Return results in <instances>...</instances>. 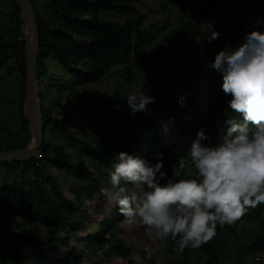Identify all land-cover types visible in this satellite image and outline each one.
<instances>
[{"label": "trees", "instance_id": "obj_1", "mask_svg": "<svg viewBox=\"0 0 264 264\" xmlns=\"http://www.w3.org/2000/svg\"><path fill=\"white\" fill-rule=\"evenodd\" d=\"M243 1V6H239L224 0L223 5L226 4L232 14L224 20L217 17L213 26L219 35L221 32L223 35L218 43L216 39L205 41L202 50L204 62L209 63L225 45L237 46L243 34L252 28L264 29V0ZM212 2L208 0L200 14L184 15L180 20L179 36L182 38L179 41L183 39L186 48L179 46L182 42H177L175 36L167 38L176 49L171 57L163 50L148 54L142 47L140 28L148 12V9L139 12L138 6H142L143 0H30L38 29L37 78L41 56L46 55L70 74L78 85L100 82L113 67L136 68L143 77L141 85L133 92L147 93L154 100L146 105L145 110L132 114L136 122L124 112L110 108L117 103L111 95L95 103L103 110L93 106L74 109L69 114L65 111L53 114L54 101L43 100L41 93L37 92L43 115V138L47 133L49 138L76 149L78 163L71 161L63 147L56 146L48 151L43 143L40 156L32 160L0 161L15 172L14 179L0 187V264H62L63 258H57L60 251H66L70 264H102L111 258H117L120 264H155L152 260L137 261L127 238L110 236L106 233L108 229H103L108 226L106 224L124 220L118 207L104 193L100 202L89 206L85 203L94 192L102 193V188L110 187L107 169L113 158L104 149H120L142 157L149 164L156 161L157 153H162V170L168 174L165 179L175 180L187 178V172L177 169V175L170 165L185 153L197 130L203 129L207 137L201 141L202 144H215L223 135L224 119L234 115L227 110L226 102L230 96L220 88L221 75L200 73L191 59L196 29ZM41 9H56L57 12L48 17L41 13ZM109 13L123 20L117 22L112 17H101V14ZM258 17L260 22L253 24L252 21ZM6 21L8 23L3 30L9 31L10 35L4 37L0 34V66H5L6 74L16 71V77L21 78L20 123L17 129L3 125L6 138H0V150L25 148L32 136L22 106L25 20L15 0H11ZM236 34L241 35L240 42L231 45L229 42L235 41ZM136 38L140 43L138 50L134 51ZM10 61L12 64H8ZM181 95L184 97L182 105L177 102ZM164 120L166 122L162 123ZM80 132L86 133L85 139L80 137ZM48 168L76 174L82 181L89 180L90 183L76 189L72 198L61 190L57 179L47 172ZM29 172L30 184L25 186L21 181ZM124 186L129 193L139 191L131 184ZM258 208L264 211V204H258ZM105 210L109 212L105 214ZM14 217L29 221L31 226L15 224L16 231L12 233L10 226ZM86 222L88 227L91 223L102 222L97 231L102 230L97 237L93 238L91 232L86 236L80 234ZM51 226L63 232L57 234L52 231L43 236L41 229ZM230 228L217 225L216 233L228 232ZM161 241L175 255L177 264H188L186 257L194 248L178 251L173 241ZM210 243L208 240L195 248L191 255L202 249L207 256L201 264H229L213 254ZM252 246L264 252V223Z\"/></svg>", "mask_w": 264, "mask_h": 264}, {"label": "clouds", "instance_id": "obj_2", "mask_svg": "<svg viewBox=\"0 0 264 264\" xmlns=\"http://www.w3.org/2000/svg\"><path fill=\"white\" fill-rule=\"evenodd\" d=\"M205 27L207 41L219 36L211 23ZM207 66L221 73L220 88L230 96L227 110L234 115L224 119L223 135L215 144H202L207 137L199 129L170 165L171 170H186L187 178L165 179L162 153L149 164L118 151L107 169L110 187L101 189L126 224H143L158 239L173 241L178 251L199 248L216 234L217 225L232 224L249 207L264 204V29L245 32L237 46L225 45ZM183 99L181 95L177 102L182 105ZM125 100L135 114L154 98L133 92ZM125 184L139 191L129 193Z\"/></svg>", "mask_w": 264, "mask_h": 264}, {"label": "rangeland", "instance_id": "obj_3", "mask_svg": "<svg viewBox=\"0 0 264 264\" xmlns=\"http://www.w3.org/2000/svg\"><path fill=\"white\" fill-rule=\"evenodd\" d=\"M226 1L239 6H243L242 4L244 3L243 0ZM207 3L208 0H175L174 2H166V0H143L142 6H138V9L140 13L148 9L140 28L142 47L145 49L146 53L151 54L156 50H163L165 55L173 57L176 53V49L170 45L167 38L175 36L178 42L180 38H182V36H179L180 20L184 15L196 16L200 14ZM10 9L11 0H0V34L4 37L10 35L9 31L3 30V28L7 26V14L10 12ZM41 10V13L48 17L54 16V13L57 12L56 9H51V11L47 9ZM231 14V9L225 4L222 6L218 17L224 20L227 16H231ZM101 17H112L117 22L123 20L119 16H113L112 13L105 15L101 14ZM222 35L223 33L221 32L216 38L217 43L221 41ZM238 35L239 34L235 35L237 36L235 41L229 42L231 45H235L237 41L238 43L240 42L241 35ZM179 42H182L179 43L181 48H186L183 39ZM139 43L140 40L136 38L134 51L138 50ZM8 64H12V62L10 61ZM39 64L38 72H40V74L38 78H36L37 91L41 93L43 100H47L48 102L54 101V105H52L53 107L51 109L53 114H59L62 111L69 114L74 109H83L93 106L102 109L101 106H95V103L101 102L111 95L117 103L112 104L110 108L120 113L124 112L131 120L136 121V118L130 114L125 100L127 96L133 93V90L142 83L143 73L136 68L126 69L120 66L113 67L100 82L78 85L73 82L70 74L66 73L49 55L41 56ZM16 75V71L11 74H6L5 66H0V138H6V134L2 131L3 125L11 129H17L19 127L20 116L18 101L21 96V78H17ZM165 122V120L162 121V123ZM86 136V133L80 132L81 138L85 139ZM49 137L50 135L46 133L42 142L48 148V151L56 146L63 147L64 151L71 156V161L73 163H78V160H76L78 151L76 149L68 147L60 141H55L52 137ZM118 151L121 150L104 149V152L112 156L113 159L115 152ZM174 171L178 175V170L174 169ZM47 172L51 174L54 179H57L61 190L72 198L75 196L74 193L76 189L90 183L89 180L82 181L76 174H68L57 168H48ZM101 172H103V170ZM14 175L15 172L7 169L5 165L0 163V187L11 182L12 179H14ZM30 180L31 173L29 172L21 183L27 186L30 184ZM102 183L105 184V181L102 180ZM101 194L103 195V193L94 192L93 196L85 203L86 206H89L91 203L96 204L98 201L100 202L102 200ZM108 212L109 211L105 210V214ZM109 217H111V215H109ZM12 221L10 226V231L12 233L16 231L15 224L19 223L24 226H31L29 221L21 218L19 219L18 217H14ZM263 223L264 211L259 210L258 205L256 207H249L234 223L225 224L226 228L229 226L232 227L228 232H217L210 239V249L216 257L220 258L225 263L264 264V252L252 246L255 235L260 231ZM140 224L141 223L137 222L129 225L123 220L113 225L106 224L108 226L103 227V229H108L106 233L110 236L116 235L121 238H127L131 242L130 245L134 249V254L137 255L134 257L137 261L143 259L152 260L155 264H177L178 261L175 255L166 249V243L156 237L155 231L141 228ZM84 225V228L80 232L83 236L91 232L90 234H93L92 236L94 238L97 237V234L102 230L97 231L102 225V222L97 224L91 223L89 227L87 222ZM41 231L43 236H46L48 232L52 231L57 232V234L63 232L60 229H56L54 226L42 228ZM18 244L20 245L19 247H21L20 242H18ZM192 250L194 249H191V251ZM191 251L186 257L188 264H201L207 256L202 249L198 250L193 255H191ZM65 253L66 251H60L57 254V258H63L62 264H70L67 261L68 259ZM108 260H104L102 264H120L117 258Z\"/></svg>", "mask_w": 264, "mask_h": 264}, {"label": "water", "instance_id": "obj_4", "mask_svg": "<svg viewBox=\"0 0 264 264\" xmlns=\"http://www.w3.org/2000/svg\"><path fill=\"white\" fill-rule=\"evenodd\" d=\"M25 20L24 33V92L23 110L31 130L30 143L22 149L0 150V161H29L42 151L43 142V115L37 96V59L39 52L38 29L36 16L32 11L30 0H15ZM224 0H213L207 12L199 23L195 39L192 44L191 59L196 69L204 75H221L218 70L208 67L202 60V50L206 41L207 29L205 24L214 23L221 11ZM198 38V39H197Z\"/></svg>", "mask_w": 264, "mask_h": 264}, {"label": "built area", "instance_id": "obj_5", "mask_svg": "<svg viewBox=\"0 0 264 264\" xmlns=\"http://www.w3.org/2000/svg\"><path fill=\"white\" fill-rule=\"evenodd\" d=\"M18 40H19V38H18ZM40 155H38L37 157H39Z\"/></svg>", "mask_w": 264, "mask_h": 264}]
</instances>
